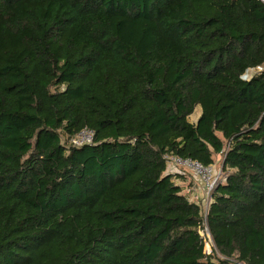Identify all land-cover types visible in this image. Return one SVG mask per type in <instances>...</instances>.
I'll list each match as a JSON object with an SVG mask.
<instances>
[{"label": "trees", "instance_id": "1", "mask_svg": "<svg viewBox=\"0 0 264 264\" xmlns=\"http://www.w3.org/2000/svg\"><path fill=\"white\" fill-rule=\"evenodd\" d=\"M167 154L223 155L206 216ZM239 263L264 264V2L0 0V264Z\"/></svg>", "mask_w": 264, "mask_h": 264}, {"label": "built area", "instance_id": "2", "mask_svg": "<svg viewBox=\"0 0 264 264\" xmlns=\"http://www.w3.org/2000/svg\"><path fill=\"white\" fill-rule=\"evenodd\" d=\"M259 1L264 2V0H259ZM92 141H93V132L88 129H83L69 139V144L74 146H80L85 143H91ZM164 157L167 161V164H170L171 168H174L169 172L174 173L173 171L178 167H188L191 170H193L195 174L198 176V183H195V189L198 187V189L202 191L203 195L207 198L206 211L204 212V215L206 216L207 209L211 200V193L213 192L217 184L223 181L225 174L223 175L221 170L219 171L215 170L213 165H209L205 167L196 161L185 160L177 156L168 155V154L165 155ZM205 229L207 230V228ZM239 264H244V263H239Z\"/></svg>", "mask_w": 264, "mask_h": 264}, {"label": "rangeland", "instance_id": "3", "mask_svg": "<svg viewBox=\"0 0 264 264\" xmlns=\"http://www.w3.org/2000/svg\"><path fill=\"white\" fill-rule=\"evenodd\" d=\"M259 69L257 70H250L249 75L252 73L258 72ZM245 75V77L248 76ZM199 107H197L194 111V113L190 117L191 122H196L197 118L199 116ZM222 160H223V155L222 154H215L214 155V163L213 166L215 170H221L223 175L224 172L222 170ZM168 168L167 170H173L174 168H171L170 164H167ZM176 170V171H175ZM173 172L177 174V177L174 178L175 183L181 185L183 187V193L187 195L190 201L196 202L200 205L201 211L204 215V212L206 211V205H207V198L203 195L202 191L198 189V187L195 189V183H198V176L195 174L193 170H191L188 167H178L176 168ZM201 235L203 236L204 239V252L206 254L210 253L212 248H213V243H212V238L209 234V232L206 229L201 230Z\"/></svg>", "mask_w": 264, "mask_h": 264}]
</instances>
